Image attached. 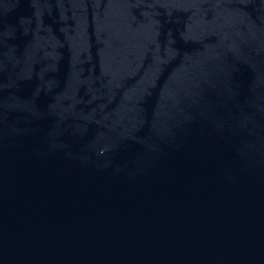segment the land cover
Instances as JSON below:
<instances>
[{
	"label": "water",
	"instance_id": "obj_1",
	"mask_svg": "<svg viewBox=\"0 0 264 264\" xmlns=\"http://www.w3.org/2000/svg\"><path fill=\"white\" fill-rule=\"evenodd\" d=\"M0 264H264V0H0Z\"/></svg>",
	"mask_w": 264,
	"mask_h": 264
}]
</instances>
